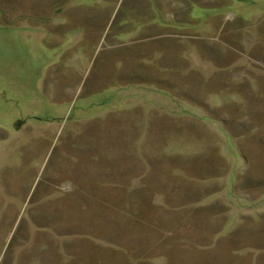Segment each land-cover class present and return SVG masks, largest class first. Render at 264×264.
I'll return each mask as SVG.
<instances>
[{
    "label": "rangeland",
    "instance_id": "1",
    "mask_svg": "<svg viewBox=\"0 0 264 264\" xmlns=\"http://www.w3.org/2000/svg\"><path fill=\"white\" fill-rule=\"evenodd\" d=\"M148 263L264 264V0H0V264Z\"/></svg>",
    "mask_w": 264,
    "mask_h": 264
},
{
    "label": "crops",
    "instance_id": "2",
    "mask_svg": "<svg viewBox=\"0 0 264 264\" xmlns=\"http://www.w3.org/2000/svg\"><path fill=\"white\" fill-rule=\"evenodd\" d=\"M226 182H228L227 185H229V183H231L232 181L230 182V180L225 179V184H226ZM160 184H161V183H160ZM162 188H163V184H162ZM161 192L163 193V191H161ZM147 196H148V195H147ZM163 196H164V195H163ZM148 199H149V198H147V200H148ZM145 201H146V200H145ZM161 220H162V219H161ZM161 224H163V222H161ZM158 246H159V245H158ZM139 248H142V247L139 245ZM148 249H149V248H147V249H143V250H148ZM158 249L161 250L162 247H161V248L158 247ZM148 264H151V263H148Z\"/></svg>",
    "mask_w": 264,
    "mask_h": 264
}]
</instances>
